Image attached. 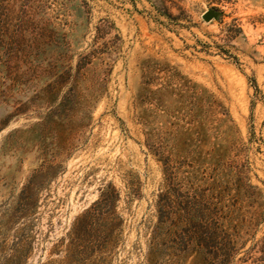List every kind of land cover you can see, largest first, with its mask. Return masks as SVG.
Here are the masks:
<instances>
[{
	"label": "rangeland",
	"instance_id": "374dc122",
	"mask_svg": "<svg viewBox=\"0 0 264 264\" xmlns=\"http://www.w3.org/2000/svg\"><path fill=\"white\" fill-rule=\"evenodd\" d=\"M204 91L264 201V0H0V264H150L157 233L154 264H194L146 133L190 127ZM110 185L114 216L77 224Z\"/></svg>",
	"mask_w": 264,
	"mask_h": 264
},
{
	"label": "trees",
	"instance_id": "16d2710c",
	"mask_svg": "<svg viewBox=\"0 0 264 264\" xmlns=\"http://www.w3.org/2000/svg\"><path fill=\"white\" fill-rule=\"evenodd\" d=\"M151 81L154 80L149 78L144 82L150 95L153 94L149 89ZM216 101L204 91L194 103L190 102L191 119L187 124L191 126H179L175 136L166 133L168 138L156 137L151 130L146 133L149 151L164 166L166 190L160 193L157 205L159 226L168 215H177V224L186 233L179 260L191 257L194 264L199 260L205 264H235V259L264 223L261 190L250 185L245 165L227 163L237 141L231 137L228 127L229 114ZM145 113L142 120L147 127L150 121L145 119L149 118ZM213 131H224V141L212 144L209 138ZM118 200L115 188L108 186L77 224L96 221L105 213L114 216ZM178 203L182 204L180 209ZM119 225L115 227L118 229ZM159 237V233L153 237L150 264L159 257ZM254 245L244 252L245 257L252 258L253 252H259L261 256L256 261L264 264V237ZM238 261L246 262L245 258Z\"/></svg>",
	"mask_w": 264,
	"mask_h": 264
},
{
	"label": "water",
	"instance_id": "95a60500",
	"mask_svg": "<svg viewBox=\"0 0 264 264\" xmlns=\"http://www.w3.org/2000/svg\"><path fill=\"white\" fill-rule=\"evenodd\" d=\"M214 16L215 14L213 12H209L208 14L205 15L204 19L206 21H210Z\"/></svg>",
	"mask_w": 264,
	"mask_h": 264
}]
</instances>
